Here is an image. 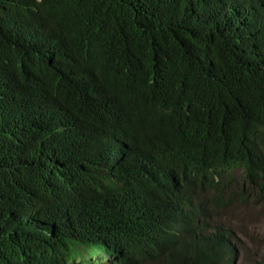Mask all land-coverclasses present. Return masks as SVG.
Returning <instances> with one entry per match:
<instances>
[{"label": "trees", "instance_id": "16d2710c", "mask_svg": "<svg viewBox=\"0 0 264 264\" xmlns=\"http://www.w3.org/2000/svg\"><path fill=\"white\" fill-rule=\"evenodd\" d=\"M239 182L264 190V0H0V264H234Z\"/></svg>", "mask_w": 264, "mask_h": 264}, {"label": "rangeland", "instance_id": "374dc122", "mask_svg": "<svg viewBox=\"0 0 264 264\" xmlns=\"http://www.w3.org/2000/svg\"><path fill=\"white\" fill-rule=\"evenodd\" d=\"M238 180L242 179V174L234 172L230 177ZM239 186L251 188L246 183H240ZM253 198L242 205H235L225 214L216 213L213 222L231 229L235 234V244L242 251L237 252L234 264H256L264 253V190L258 191L252 187ZM251 188V189H252ZM262 193V198L259 195ZM238 242V243H237ZM92 259L96 264H109L108 256L102 252L92 249H79L69 256V259Z\"/></svg>", "mask_w": 264, "mask_h": 264}, {"label": "clouds", "instance_id": "9594fccd", "mask_svg": "<svg viewBox=\"0 0 264 264\" xmlns=\"http://www.w3.org/2000/svg\"><path fill=\"white\" fill-rule=\"evenodd\" d=\"M109 263V262H108Z\"/></svg>", "mask_w": 264, "mask_h": 264}]
</instances>
